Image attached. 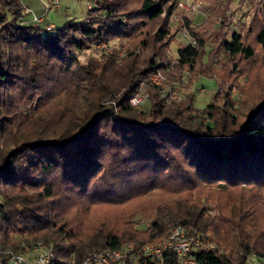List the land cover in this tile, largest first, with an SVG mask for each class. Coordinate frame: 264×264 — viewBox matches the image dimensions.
Here are the masks:
<instances>
[{"label":"trees","instance_id":"1","mask_svg":"<svg viewBox=\"0 0 264 264\" xmlns=\"http://www.w3.org/2000/svg\"><path fill=\"white\" fill-rule=\"evenodd\" d=\"M88 2L95 6L83 20L47 30L24 19L21 0H0V264L37 242L53 247L56 264H82L94 251L137 249L178 226L189 237H219L229 255H199L206 264L263 259L264 226L250 221L264 205V85L248 66L264 51V25L245 31L254 47L235 31L206 35L181 15L196 46H179L174 59L175 0ZM115 40L125 41V57L80 62L78 54ZM157 72L219 79L221 91L202 109L194 96L169 102L149 82ZM245 75L255 83L240 91L237 109L231 90ZM140 84L152 100L144 111L128 104ZM134 181L166 194L140 210L144 228L134 219ZM79 201L102 209L85 214L86 229L66 212Z\"/></svg>","mask_w":264,"mask_h":264},{"label":"rangeland","instance_id":"2","mask_svg":"<svg viewBox=\"0 0 264 264\" xmlns=\"http://www.w3.org/2000/svg\"><path fill=\"white\" fill-rule=\"evenodd\" d=\"M177 1L178 0H175V12L169 21L170 28L174 33V41L169 47V53L174 59L177 57V48L179 46L189 44L188 39L180 37L182 32L189 34L188 30L184 28V24L180 22L181 15H184L189 19L190 27L193 29H202L201 31H203V33L206 35H210L214 31L222 29L229 37L230 34L235 31L242 34L245 42L249 41L251 45H254L252 35H247L245 31L251 25V23L253 27V33H255L260 26L264 25V0H212L211 2L195 0V3L199 4V7L195 12L191 13L180 10L177 6ZM135 3L136 0H132V4L134 5ZM21 4L24 12L26 13L24 17L25 20H32L33 17H45L44 23L41 24L42 27L46 26L47 24L60 27L64 24V22L73 18H76L77 20H83L86 16L87 10L92 9L95 6L94 4L88 2V0H59L58 9L45 13V7L42 3H40L39 0H21ZM88 4H90L89 9L87 7ZM227 24L228 26L226 27ZM120 44H125V41L115 40L109 43L101 42L94 45L91 50L86 51V53L78 54L79 60L81 63H86L92 59H99L101 55H116L119 59L123 58L125 57L126 52L124 50H120ZM213 46L214 44L212 45L209 43L207 44V49L210 50L213 48ZM256 54L257 56L254 58L253 63H251L248 68L255 77L254 81L264 85V51H260V49L257 48ZM141 55L144 56V53L141 52ZM207 56L208 55H205L202 62H207ZM217 66L218 65H215L216 68ZM164 77L171 85L173 92L181 96V101H184L187 97L194 96V106L196 109L204 108L207 104H209L216 91H221V82L219 79L201 76L198 77L195 82H193L191 79L189 80V75L186 73L180 80L176 79L172 81L166 76ZM249 78L250 75L241 77L238 81L239 87L241 86V88H233L231 90V98L233 99L237 109L241 108L242 106L240 105L242 100L240 91L245 87V85L247 86L248 83H255L254 81L249 80ZM146 94L148 93L146 92ZM149 100L145 103L143 111L149 108V102L152 101L150 96ZM113 108H115L114 102ZM132 187L133 189L137 187L133 190L135 195H133L134 198L132 203H135V205H137V209L139 210L137 216L134 219L140 223V228H144L146 221L142 215L143 213L140 210L148 211L151 207L156 205L155 202L166 198V194H160L159 192L145 193V190L142 189L147 188V182L144 183V181H134L132 183ZM205 195L206 194L204 193L201 196L202 202L207 200ZM236 199L237 198H233L231 194H229L225 195L221 200L215 194V200H218L222 203L228 200L236 201ZM261 204H264V201L261 202ZM205 208L207 214H209L211 217L215 216V210L212 205L206 203ZM66 209V212L70 211L71 217L73 219L72 223L77 227L85 226V221L83 220L86 213L90 216H93L102 211V209L99 208L91 210L87 208V203L82 201H79L78 205H76L74 208L67 207ZM250 223H253L255 228L261 230V226H264V205L260 206L258 216H256L255 220L252 219ZM84 228L86 229V227ZM205 236L208 237L210 239L209 241L213 244H216V240L219 239V237L212 230H210L208 233H205ZM261 262L264 264V258L261 259Z\"/></svg>","mask_w":264,"mask_h":264},{"label":"built area","instance_id":"3","mask_svg":"<svg viewBox=\"0 0 264 264\" xmlns=\"http://www.w3.org/2000/svg\"><path fill=\"white\" fill-rule=\"evenodd\" d=\"M39 1L45 7V13L59 8V0ZM177 6L180 10L191 13L197 10L199 4H196L195 0H178ZM87 7L89 9L90 4ZM44 18V16L33 17L29 24L40 26L44 23ZM45 27L51 30L53 25L47 24ZM180 37L188 39L189 44L196 46V41L188 33L182 32ZM149 82L167 101L177 103L182 100L181 96L173 92L164 75L159 72L153 73L149 77ZM145 91L144 84H140L138 92L128 101L131 108L143 110L145 103L149 100ZM114 110H116V105ZM209 240L208 237L202 235L189 237L188 231L178 226L173 228L165 238L147 243L137 249L126 245L116 250L94 251L85 257L82 264H206L205 260L198 258L199 255H211L215 258L229 255V251ZM8 264H56V257L51 245L38 242L24 254L8 253ZM244 264H262V262L261 259H254L252 255Z\"/></svg>","mask_w":264,"mask_h":264},{"label":"crops","instance_id":"4","mask_svg":"<svg viewBox=\"0 0 264 264\" xmlns=\"http://www.w3.org/2000/svg\"><path fill=\"white\" fill-rule=\"evenodd\" d=\"M73 19H76V18H73ZM28 23L31 21V20H26Z\"/></svg>","mask_w":264,"mask_h":264}]
</instances>
